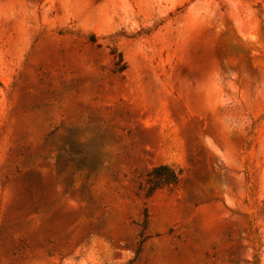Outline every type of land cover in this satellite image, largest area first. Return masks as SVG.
<instances>
[{
  "label": "rangeland",
  "instance_id": "rangeland-1",
  "mask_svg": "<svg viewBox=\"0 0 264 264\" xmlns=\"http://www.w3.org/2000/svg\"><path fill=\"white\" fill-rule=\"evenodd\" d=\"M0 264H264V0H0Z\"/></svg>",
  "mask_w": 264,
  "mask_h": 264
},
{
  "label": "trees",
  "instance_id": "trees-1",
  "mask_svg": "<svg viewBox=\"0 0 264 264\" xmlns=\"http://www.w3.org/2000/svg\"><path fill=\"white\" fill-rule=\"evenodd\" d=\"M93 41V37H91ZM126 69V63L123 61L121 55L113 62V71L122 73ZM179 179L178 173L169 165L161 164L154 166L147 174L145 180V193L152 195L157 189L164 186L175 185Z\"/></svg>",
  "mask_w": 264,
  "mask_h": 264
}]
</instances>
